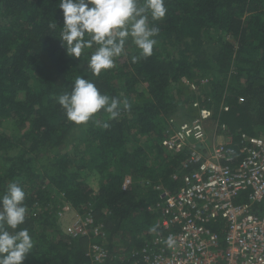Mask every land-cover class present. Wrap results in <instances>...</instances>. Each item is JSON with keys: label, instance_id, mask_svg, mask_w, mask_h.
Instances as JSON below:
<instances>
[{"label": "trees", "instance_id": "1", "mask_svg": "<svg viewBox=\"0 0 264 264\" xmlns=\"http://www.w3.org/2000/svg\"><path fill=\"white\" fill-rule=\"evenodd\" d=\"M184 77L236 141L264 136V0H0V264L139 258L188 155L162 144L194 111ZM63 202L87 234L61 227Z\"/></svg>", "mask_w": 264, "mask_h": 264}, {"label": "built area", "instance_id": "2", "mask_svg": "<svg viewBox=\"0 0 264 264\" xmlns=\"http://www.w3.org/2000/svg\"><path fill=\"white\" fill-rule=\"evenodd\" d=\"M183 81L197 95L191 103L194 111L169 118L162 138L169 150H188L175 172L180 185L173 191L157 186L162 230L134 252L139 258L132 264H264V136L236 141L229 126L214 117L215 100L206 96L208 91L186 77ZM220 108L229 111L230 106L222 100ZM132 183L129 175L123 186ZM66 204V210L75 211ZM76 217L67 232L87 234L93 216ZM93 230L100 232L98 226ZM105 256L104 247L94 245L96 264H115Z\"/></svg>", "mask_w": 264, "mask_h": 264}, {"label": "rangeland", "instance_id": "3", "mask_svg": "<svg viewBox=\"0 0 264 264\" xmlns=\"http://www.w3.org/2000/svg\"><path fill=\"white\" fill-rule=\"evenodd\" d=\"M113 24L115 26V30L116 31L117 30L125 31V29H126L125 26L128 25L127 24V21L124 18L123 19H120V20L119 19L113 20ZM137 35L138 34L136 32V36ZM126 37H128V35H126ZM201 91L203 93H205L207 91L209 92V86L207 84V80H204L203 85H202V88H201ZM191 93L194 94V92L193 91L191 92V90L189 88L184 89V92L180 94V97H179L180 98V101H182V103L184 104L183 100H185V97H187V96H192ZM189 94H191V95H189ZM8 126H10V124ZM7 130L10 131L9 128H7ZM210 134L211 135L214 134V129L213 128L210 130ZM71 146H72L71 144L66 143L65 145H63L60 148V150L62 149L63 151H65V150L71 149ZM66 205L67 204L65 202H63V204L60 206V210L58 211V217H59L58 221H59V224L61 225V227H63V229H65L64 227H66V229H68L69 226H73V223L75 222V220L77 218L76 217L77 213H75L76 211H71L70 209L66 210L65 209V206ZM65 223L68 224L69 226H66ZM119 246L120 247H118V248H120L119 250H121V252H122L123 251L122 248H124V246L123 245H119Z\"/></svg>", "mask_w": 264, "mask_h": 264}, {"label": "crops", "instance_id": "4", "mask_svg": "<svg viewBox=\"0 0 264 264\" xmlns=\"http://www.w3.org/2000/svg\"><path fill=\"white\" fill-rule=\"evenodd\" d=\"M66 226H69L68 224L65 223ZM65 229L64 230H67L66 227H64Z\"/></svg>", "mask_w": 264, "mask_h": 264}]
</instances>
